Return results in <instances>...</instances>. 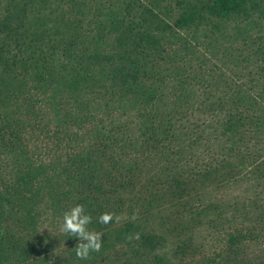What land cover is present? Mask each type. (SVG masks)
<instances>
[{"label":"rangeland","instance_id":"obj_1","mask_svg":"<svg viewBox=\"0 0 264 264\" xmlns=\"http://www.w3.org/2000/svg\"><path fill=\"white\" fill-rule=\"evenodd\" d=\"M187 1L208 9L156 4L164 29L132 52L146 73L127 91L105 61H87L90 83L69 80L65 47L86 63L96 34L67 31L50 55V13L87 0H0V264H264V0L181 29ZM118 35L102 52L123 48ZM230 110L251 122L225 130ZM77 204L102 233L86 260L59 231ZM105 212L119 222L99 223Z\"/></svg>","mask_w":264,"mask_h":264},{"label":"trees","instance_id":"obj_2","mask_svg":"<svg viewBox=\"0 0 264 264\" xmlns=\"http://www.w3.org/2000/svg\"><path fill=\"white\" fill-rule=\"evenodd\" d=\"M88 7L85 9H78L75 8L73 10L68 9L67 7L64 8L63 11H60L58 9H55L53 13H50L49 17V29L46 30L49 34H52V39L55 42L54 47L52 48L56 54L51 53L50 55L55 60H58L59 55L58 53V46H59V40H61L64 37V34L68 31L71 33H74L76 35H80L83 38H85L90 43V38L92 34H96L95 40L91 41V45L93 46L94 50L92 51L89 56L86 58V63L77 55L78 51L68 54L67 49L73 48L75 46V42L71 41L68 44V47H65V53L67 57L72 58L70 61L73 62V68L78 73H73L68 76L69 80L79 82L87 80L90 83V77L88 78L87 75H85L86 70L83 71L84 66H88V62L93 65H101L104 64V61L114 66L111 69V72L114 73L113 75V82L114 84H123V86L130 85L127 82H130L132 86L128 88L127 91L136 90L131 89L135 87L139 82V76L143 73H139L140 71L145 72L146 69V62L140 61L139 58L134 57V54L132 52H138L137 47L141 46L143 42L148 41L151 42L152 39L156 40L157 38L153 37L156 34H159L161 30L164 29L163 23H165V19H162L160 13H155L153 9L156 7V4L159 1L163 0H149L147 4H144L145 0H124L120 3L119 0H87ZM248 0H207L206 4L208 9L204 11V7H202L200 10L196 7L192 6V3L187 1L185 5H183L182 12L176 13L174 15V21L173 24H175L177 27L181 29H186L190 27L191 25H194L197 22V25L201 23L205 18L203 22H208V16L210 18H219L221 21L226 22L227 19H232L236 17V14H238V11L241 10V7L245 6L247 4ZM182 1L179 3L181 4ZM141 6L144 8H141ZM191 6V7H190ZM148 8V10H145V8ZM160 8V7H157ZM70 13H78V16H71ZM150 14L152 17L155 16V19H147V15ZM98 16V17H97ZM95 17V18H94ZM94 18V19H93ZM85 20L89 22L93 21L96 23V26L93 28H86L84 24H82ZM144 21H149L151 24V27L144 24ZM204 24V23H203ZM167 25H170V23H166ZM65 27V29H61L59 27ZM155 29H158V31H155ZM105 32V35H104ZM118 32V39L120 40V45L123 46L121 50H118V52L115 51H109L110 53L107 54L105 52H102L100 48V41L103 39L104 36H108L109 33H117ZM85 33V34H84ZM71 35V34H70ZM131 36L133 37L136 44H133L130 42ZM77 43L80 42V40H77L74 35L71 36ZM86 42V41H81ZM129 43V44H128ZM126 54H129L127 56ZM88 61V62H87ZM43 65V62L41 63ZM79 66V68H78ZM145 67V69H144ZM130 68L132 69L130 72L126 71L125 69ZM80 69H82L80 71ZM71 70V69H70ZM44 72V70H42ZM74 72V71H73ZM146 73V72H145ZM139 79V80H138ZM133 80V81H132ZM145 85L141 86V88H144ZM151 86H147L146 90H150ZM104 91L97 90L94 91L93 94L97 95L99 93H102ZM141 92L142 89H141ZM146 92V91H145ZM131 94V93H129ZM148 99H152V96H146ZM103 98V97H102ZM104 99V98H103ZM95 112V108L93 109ZM226 112V108H221V113ZM229 115L227 116L229 121L225 122L223 125L226 126L225 130H231L234 127L237 126V121L231 120L230 118H237L241 121L244 119L246 121L251 122L252 117H246L244 113H242L241 110L237 111V113L233 112L232 117V111H227ZM90 118V116H89ZM86 119V118H85ZM231 129H230V128ZM260 166V164L257 165V168Z\"/></svg>","mask_w":264,"mask_h":264},{"label":"clouds","instance_id":"obj_3","mask_svg":"<svg viewBox=\"0 0 264 264\" xmlns=\"http://www.w3.org/2000/svg\"><path fill=\"white\" fill-rule=\"evenodd\" d=\"M119 222L120 217L110 212H105L99 216L98 222L101 224H109L113 220ZM135 219V217H133ZM92 223V217L85 210L84 205L77 204L64 212L60 222L59 231L69 237L79 238L74 250L76 257L80 260H86L91 253L99 252L102 248V233L91 230L89 225ZM138 239V234L133 237L130 235L129 240ZM49 264H52L50 261Z\"/></svg>","mask_w":264,"mask_h":264}]
</instances>
